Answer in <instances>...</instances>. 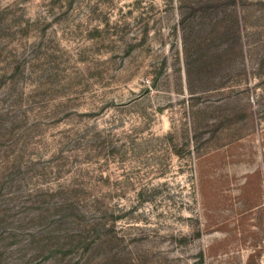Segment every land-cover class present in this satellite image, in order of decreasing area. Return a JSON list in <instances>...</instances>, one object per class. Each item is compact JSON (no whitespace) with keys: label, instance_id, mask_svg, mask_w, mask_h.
<instances>
[{"label":"rangeland","instance_id":"rangeland-1","mask_svg":"<svg viewBox=\"0 0 264 264\" xmlns=\"http://www.w3.org/2000/svg\"><path fill=\"white\" fill-rule=\"evenodd\" d=\"M0 264H264V0H0Z\"/></svg>","mask_w":264,"mask_h":264}]
</instances>
